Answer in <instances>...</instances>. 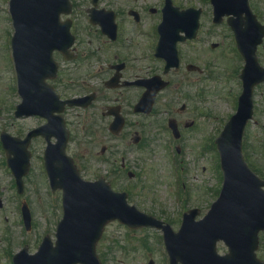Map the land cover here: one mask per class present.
I'll use <instances>...</instances> for the list:
<instances>
[{
  "label": "rangeland",
  "instance_id": "obj_1",
  "mask_svg": "<svg viewBox=\"0 0 264 264\" xmlns=\"http://www.w3.org/2000/svg\"><path fill=\"white\" fill-rule=\"evenodd\" d=\"M75 1L81 2V0ZM160 1L113 0L120 10L130 7H159ZM173 1L182 10L194 7L202 11L198 41L194 46L179 45L178 51L183 65L182 74L186 73L184 65L192 63L200 68H206L205 75L200 78L189 74L186 76L187 82H181V73L178 74L176 80L178 86L170 88L161 95L158 109L157 104L155 105L156 114L153 117L129 118L126 132L128 134L125 133L126 136L124 134L125 139L109 137L102 140L101 138L90 147H88L89 138L81 142L87 143L81 150L84 161L81 160L83 164L79 163V172L85 180H96L100 176H105L115 191L128 192L129 202L139 210L152 214L167 223L173 231H177L184 212L197 208L200 211L197 219L201 218L215 201L221 188V173L214 140L236 111L234 99L241 91L234 74L239 72L241 63L235 50L233 36L225 22L213 25L212 9L207 0ZM257 1L264 4V0ZM259 3L255 13L259 20L264 22V7ZM122 13L120 19L126 23L128 17L125 12ZM159 22L157 18L153 27H158ZM80 26H83L82 40H86V36L96 37L94 31L90 30L83 21ZM125 28H130V25L126 23ZM11 35L8 0H0V117L7 120L5 123L9 125L7 130L13 135L14 128L10 127L9 121L13 114L10 107L18 101L10 52ZM135 37L142 41L141 37L137 35ZM145 38L149 41L158 40L154 29L150 30V28ZM212 44H216L217 47L212 49ZM258 58L264 67V43L259 50ZM74 93L84 94L82 90ZM128 94L134 96V93ZM61 95L67 97L74 94L61 92ZM164 100L171 102L164 103ZM182 104L185 105V110L179 112L178 109ZM254 109L255 116L247 125L243 139V156L250 169L260 176V174L264 175V85L255 90ZM157 110L160 119H156ZM165 112L170 113L179 124L181 137L177 141L160 126L161 124L163 126V118L167 117ZM75 115L76 113L72 111L66 116L73 126L77 124ZM38 121L27 119L16 122L15 128L19 132L28 130L37 126ZM190 122H193V125L184 128V125ZM131 131H136L141 136L140 149L128 143V135ZM106 135L105 133L104 136ZM74 144L76 145L70 143L69 146L72 153L76 147ZM102 145L109 146L107 157L109 163L107 162L104 167L103 162L100 163L99 159L90 155L99 153ZM176 147L180 148L179 154L175 152ZM41 152L40 143H35L32 152L34 155L32 172L27 180L33 229L27 236L25 235L26 239H18L19 242H26L31 253L37 249L44 236L54 238L56 225L62 216L60 195L50 193L42 175ZM121 159L127 164L128 171L135 175L134 178L128 179L126 172L119 171ZM3 174L2 171L1 178L6 181V176ZM260 177L264 179V176ZM13 231L18 232V229ZM260 239L258 256L264 260V234H261ZM18 241L16 245L20 244ZM97 249L102 264H168L161 232L152 229L132 233L116 222L110 223L106 226ZM217 250L219 254L226 252L222 245H219ZM0 264L7 263L0 259Z\"/></svg>",
  "mask_w": 264,
  "mask_h": 264
},
{
  "label": "water",
  "instance_id": "obj_2",
  "mask_svg": "<svg viewBox=\"0 0 264 264\" xmlns=\"http://www.w3.org/2000/svg\"><path fill=\"white\" fill-rule=\"evenodd\" d=\"M211 4L214 23H220L224 16L229 17L227 22L245 60V67L242 72L243 93L237 113L230 118L215 141L223 186L207 214L196 222L199 211H188L175 233L169 225L129 207L126 195L114 193L103 180L83 182L71 161L65 157L67 133L63 121L49 119L50 126L61 127L52 132L58 142L48 147V155L63 161L64 169L57 171L48 163L47 173L52 190L60 189L63 192V218L57 227L55 246L49 238H44L35 255L27 256L26 250H23L14 258V264H100L95 255V245L104 226L112 220H118L130 228L154 227L161 230L170 264H264L256 257L258 234L264 231V182L248 169L241 153L243 131L252 117V89L254 85L264 82V69L259 67L255 56L256 48L264 37V26L252 15L247 0H211ZM164 11L157 57L166 60L168 71L178 67L175 43L182 39L179 33H186L188 38L195 36L198 12L188 10L178 13L170 6ZM10 13L15 28L12 44L20 92L25 103H30L35 95H43L35 85L41 64L48 61L43 47H51L53 43L59 45L69 39V25L60 24L58 17L70 13V4L68 0H11ZM191 15H194L193 22L188 25L186 21ZM157 82L160 84L153 93L166 86L158 79ZM51 96V90L47 89L43 95L45 106L23 102L19 110L53 117L51 114L62 111L65 104L60 103V108L52 107L55 98ZM67 104L72 106L73 101ZM170 126L176 134L175 125ZM36 132H41V129ZM219 241L228 248V253L223 256L216 252Z\"/></svg>",
  "mask_w": 264,
  "mask_h": 264
},
{
  "label": "flooded vegetation",
  "instance_id": "obj_3",
  "mask_svg": "<svg viewBox=\"0 0 264 264\" xmlns=\"http://www.w3.org/2000/svg\"><path fill=\"white\" fill-rule=\"evenodd\" d=\"M90 1L91 0H83L81 9L79 5L75 3V13L78 11L86 13V9L90 7ZM257 3H259L257 0H249L253 12L258 10L256 8L258 6ZM259 5L264 7L262 3H259ZM94 8L95 10L102 9L114 13V22L116 24L115 39L101 35L100 29L98 27H93L96 37H91L84 42L81 38L82 27L77 23L79 19H84V16L79 14L76 16L73 15L74 18L72 17L73 23L71 31L76 38L72 46L73 61L67 63L61 54L54 53L53 56L58 63V71L55 79L49 81L58 92H76L79 91V88H86L84 91H87V93L84 95L94 94V101L89 108L86 110L75 109L76 113H79V115L88 113V115L84 117L86 126H83L90 139V141H88V147L95 143L93 137H98L99 140H101V138L102 140L108 138V136H104L107 131V125H109L112 120V117L105 115L108 107L117 106L126 124H128L129 118L139 117V115L133 113V108L145 90L143 86H141L144 81L156 76H162V78L168 82V88L170 89L178 86L176 83L178 74L181 73V82H187L186 76L196 73L194 71L187 72L184 68L186 73L182 74L183 72H181V69L183 65L181 63L180 69L170 70L165 75L163 74L165 63L154 56L156 42L149 41L145 38V34L149 28L150 30L155 29L153 24L157 22V8L148 6L145 8L133 7L127 8L126 10L121 9L123 12L126 11L125 14H128L129 10H133L137 13L138 18H135V16L128 17L126 23L130 25V28H125L126 23H124V20L120 19V15L123 13L115 6L113 0H97ZM136 35L137 37H141L142 41H139V39L137 40L135 37ZM201 71L202 72L199 73L200 76L203 75L206 68L203 67ZM81 72L87 73V77H90L87 83L84 80H80L79 73ZM114 77L118 78V81H116L115 84L107 85V82ZM124 82L134 85H129L124 88L108 87L120 86ZM168 88L157 95V109L161 95H164ZM129 92L134 93V96H129ZM163 102L169 103L171 101L164 100ZM174 112L177 111L174 110ZM159 116L160 113L157 110V119ZM169 118H173V116H169L163 119V121H167ZM9 121L10 127L12 126L14 128V133L12 135L14 137L23 139L26 133L31 130L24 129L25 132H19L17 128H15L16 121L11 119H9ZM68 121L67 119V122ZM6 122L7 120H3L0 117V131L7 130L5 126ZM41 123L44 124L45 121L41 120ZM69 126L72 133L71 142L76 143V145L74 144L76 147L74 148V152L71 153V157L75 164L80 166L79 163L83 164L82 161H84L81 150L87 142L81 143L83 141H81L80 137H77V132H75V128L78 126L77 124L76 126ZM102 136H104V138ZM103 146L105 150L100 152V155L97 153H91L90 155H94L97 159L103 158L108 152L107 149L109 147L108 145ZM29 148L31 147L29 146ZM40 160L42 162V155ZM126 166L127 165H125L124 168L122 167V169H125ZM3 167L5 168V158L0 148V248L5 247L4 253L11 259L13 254L21 247L27 246L26 242H19L18 239H26L25 234L27 233L25 232L22 219L23 206L26 204L29 212H31V200L29 198L30 196H28L29 191L27 182L30 173L23 180L22 195H17L12 176L9 171L5 170L4 172L2 170ZM2 171L4 172L3 175L6 176V181L4 178H1ZM17 229L18 232L13 231ZM17 241L20 245H16Z\"/></svg>",
  "mask_w": 264,
  "mask_h": 264
}]
</instances>
